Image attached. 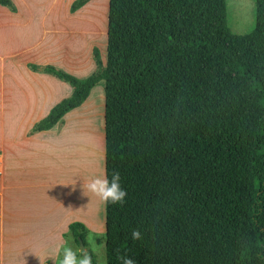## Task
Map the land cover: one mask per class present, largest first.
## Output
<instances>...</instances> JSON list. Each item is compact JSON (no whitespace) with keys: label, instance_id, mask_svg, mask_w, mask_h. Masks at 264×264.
<instances>
[{"label":"trees","instance_id":"1","mask_svg":"<svg viewBox=\"0 0 264 264\" xmlns=\"http://www.w3.org/2000/svg\"><path fill=\"white\" fill-rule=\"evenodd\" d=\"M254 5L253 29L237 35L226 0H108L92 74L28 65L71 88L29 133L103 86L105 173L126 191L105 206V264H264V0ZM68 229L85 247L84 227Z\"/></svg>","mask_w":264,"mask_h":264},{"label":"crops","instance_id":"2","mask_svg":"<svg viewBox=\"0 0 264 264\" xmlns=\"http://www.w3.org/2000/svg\"><path fill=\"white\" fill-rule=\"evenodd\" d=\"M57 1L11 0L14 11L0 5V264H58L57 248L74 241L70 224L95 231V196L85 187L93 162L82 150L78 162L85 168L64 173L62 149L68 119L96 103L91 96L97 85L54 126L29 133L71 88L28 65L54 66L78 79L92 74V49L107 39L108 0H89L74 12L73 0L62 7ZM80 42L87 44L86 53ZM100 104L103 110L101 88ZM102 128L98 175L105 172L104 122ZM97 211L103 217L96 231L104 233L100 200Z\"/></svg>","mask_w":264,"mask_h":264},{"label":"rangeland","instance_id":"3","mask_svg":"<svg viewBox=\"0 0 264 264\" xmlns=\"http://www.w3.org/2000/svg\"><path fill=\"white\" fill-rule=\"evenodd\" d=\"M65 1L66 0H58L56 2V6L62 7L61 5L63 4H61V2L66 3ZM48 2L49 0H46L45 3ZM107 5L106 1V8L108 9ZM226 20L227 26L232 33L237 35L249 33L254 27V0H226ZM100 42L98 41L96 48L98 49L101 60L105 63L106 41L104 42V45ZM79 47L80 50H83V52L85 51L86 53V43L80 42ZM90 57L92 59V55ZM100 88L103 90V86L101 84L97 85V89H95L93 95L91 96V98L97 99L95 100V104H93L90 108L88 107V109H84V111L82 110L79 113H76L75 116L68 119L69 124L65 130L62 149V169L64 173H66V170L69 167L71 170H75L77 166L79 167V165L85 168L84 164L78 162L79 157L82 156L80 155L83 153L82 150H85L93 162V176L98 175L97 164L102 143L103 129V110L102 105L100 104ZM94 198L97 205L94 222L95 231L85 230L84 244L86 246L82 250H86L93 256V264H105V235L104 233L96 231V227H98V224L100 223L99 221H101L103 215L100 211H97L99 199L97 197ZM70 242L72 246L69 244L66 246L72 247L73 250L76 251L77 255H80V245H77L72 240H70Z\"/></svg>","mask_w":264,"mask_h":264},{"label":"clouds","instance_id":"4","mask_svg":"<svg viewBox=\"0 0 264 264\" xmlns=\"http://www.w3.org/2000/svg\"><path fill=\"white\" fill-rule=\"evenodd\" d=\"M86 189L97 197L105 206L109 204L123 203L126 191L121 186L120 175L113 172L109 177L101 171L100 175L91 177L85 185ZM67 229V225H65ZM141 232L138 229L131 231V238L141 239ZM59 264H93L91 255L86 250H80V255L72 247L64 246L57 248ZM47 257V256H46ZM121 264H136V261L129 256L121 255L118 257Z\"/></svg>","mask_w":264,"mask_h":264},{"label":"water","instance_id":"5","mask_svg":"<svg viewBox=\"0 0 264 264\" xmlns=\"http://www.w3.org/2000/svg\"><path fill=\"white\" fill-rule=\"evenodd\" d=\"M77 240H78V244L80 245L81 250L84 249V245H83L81 239L77 238Z\"/></svg>","mask_w":264,"mask_h":264},{"label":"bare ground","instance_id":"6","mask_svg":"<svg viewBox=\"0 0 264 264\" xmlns=\"http://www.w3.org/2000/svg\"><path fill=\"white\" fill-rule=\"evenodd\" d=\"M89 173V172H88ZM88 173H86L88 175ZM90 174V173H89ZM87 199V198H86Z\"/></svg>","mask_w":264,"mask_h":264}]
</instances>
